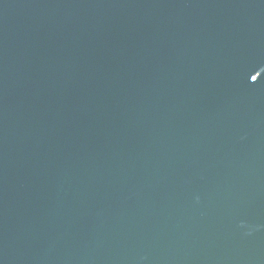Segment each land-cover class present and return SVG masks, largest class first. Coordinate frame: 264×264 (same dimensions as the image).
<instances>
[{
  "label": "water",
  "instance_id": "obj_1",
  "mask_svg": "<svg viewBox=\"0 0 264 264\" xmlns=\"http://www.w3.org/2000/svg\"><path fill=\"white\" fill-rule=\"evenodd\" d=\"M0 264H264V0H0Z\"/></svg>",
  "mask_w": 264,
  "mask_h": 264
}]
</instances>
